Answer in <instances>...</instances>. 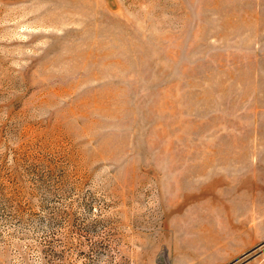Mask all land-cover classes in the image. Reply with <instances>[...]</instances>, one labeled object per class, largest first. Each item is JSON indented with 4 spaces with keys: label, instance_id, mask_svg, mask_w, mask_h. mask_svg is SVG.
<instances>
[{
    "label": "rangeland",
    "instance_id": "rangeland-1",
    "mask_svg": "<svg viewBox=\"0 0 264 264\" xmlns=\"http://www.w3.org/2000/svg\"><path fill=\"white\" fill-rule=\"evenodd\" d=\"M0 264H264V0H0Z\"/></svg>",
    "mask_w": 264,
    "mask_h": 264
}]
</instances>
